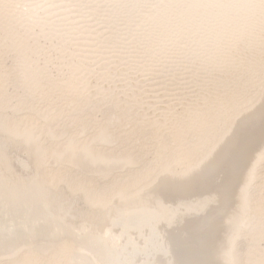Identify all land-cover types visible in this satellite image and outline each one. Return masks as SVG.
I'll list each match as a JSON object with an SVG mask.
<instances>
[{"label":"bare ground","instance_id":"obj_1","mask_svg":"<svg viewBox=\"0 0 264 264\" xmlns=\"http://www.w3.org/2000/svg\"><path fill=\"white\" fill-rule=\"evenodd\" d=\"M69 1L0 0V9L6 13L2 19L9 21L0 38L19 48L23 74L30 68L25 55L39 53L43 46L40 39L51 42L57 60L79 58L75 65L70 64L66 90L84 92L86 101L96 97V103L109 102L120 117L111 113L93 136L79 141V135L69 133V128H54L57 117L38 114L45 120L51 140L67 135L58 148L47 146L36 128L0 119V264H40L47 254H51L48 264H264V196L255 194L257 169L264 159V85L258 89L257 99L238 111L214 140L218 127L225 123V112L236 108V98L229 99L228 105H216L211 113L208 107L193 111L182 107L175 118L165 110L171 107L169 98L174 94L164 95L161 107L146 106L149 95L141 87L148 84L133 90L129 74L118 79L119 74L114 75L108 67L124 60L122 52L101 51L104 48L96 46L110 43L100 39L113 32L110 27L90 24L93 20L88 19L97 14V5L86 7L88 15L84 17L77 15V3ZM101 1L112 3L107 16L118 18L132 11L140 22L148 21L150 29L143 42L156 43L157 53L190 38L201 50L203 33L212 39L215 52L224 43L236 50L246 49L252 47L251 39L264 25V0H153L145 10L144 4L150 0ZM133 17L122 19L125 29L131 25L139 28ZM211 22L216 28L210 33ZM159 32L166 34L164 42L156 37ZM262 34L264 37V26ZM110 58L115 60L97 74L94 66ZM130 63L139 62L129 60L125 65L130 67ZM94 75L99 80L95 86L89 82ZM228 78L225 75L220 81L225 83ZM54 83L52 87L57 88ZM6 96L0 90V110L10 107ZM176 105L182 103L171 109ZM132 115L138 118L126 122ZM123 123L129 126L125 124L123 129L132 133L149 126L157 137L170 133L160 148L169 155L157 157L154 166L149 163L135 176H121L123 170L144 159V152L123 148L127 131L120 130L123 134L117 135L110 130L115 125L122 128ZM184 129L202 135L187 142ZM207 145L201 158L195 159ZM48 157L52 162H47ZM54 165L69 170L57 174L50 171ZM72 170L83 176L97 174L104 180L119 175L110 177L114 182L95 187L86 177H73ZM247 235L252 243L241 254L240 239Z\"/></svg>","mask_w":264,"mask_h":264},{"label":"rangeland","instance_id":"obj_2","mask_svg":"<svg viewBox=\"0 0 264 264\" xmlns=\"http://www.w3.org/2000/svg\"><path fill=\"white\" fill-rule=\"evenodd\" d=\"M150 2L153 3V0L145 3L144 7L151 5ZM105 3L106 1L102 2L101 0H71L68 2V4L78 5L80 12L77 15H81L84 17L88 15V13L86 12V7H95L97 5V14L94 15V17L88 19L93 20L90 24H93L96 28L100 29L104 26L110 27L113 29V34H105L100 39L101 41L108 40L107 42L110 43H102L103 45L99 43L96 46H102L104 49H102L101 51L119 50L120 52H122V54L120 55L124 58V60L121 63H113L112 61L115 60L114 58H112L113 60L111 58L107 60L104 59L103 61L99 62L98 65L94 66V69L97 70V74L102 73L105 71L103 70V68H105L106 64L112 62L110 65H108V67L110 66L109 68L112 69L114 75L119 74L118 79H125L124 77H126V75L128 74L129 77H132L131 83L133 85V90L136 89L137 85L138 87H141L142 85L148 84V86L141 87V89H144L148 93L147 95H149V97L147 96L145 99V102L147 104L146 106L158 105L157 107H161V101L164 98L163 96L174 94L169 98L172 99L171 107L166 108L165 110H169L168 116L175 118L178 117V115L184 110V108L182 107H185L186 111H193L194 109L208 107L207 112L211 113L215 110L213 109V107L215 108L216 105L220 103L228 105L227 103H230L229 99L236 98L239 101L237 103L238 107L236 106L235 109H229L225 112V123H222L218 127L217 133L214 135V140H216L218 138V135L227 128L232 119L237 116L240 111L244 110L247 105L257 99L259 95L258 89L262 88V86L264 85V37L262 34L264 25L259 27L256 35L251 39L253 42L252 47L246 49H242L239 47L238 50H236L234 46L231 47L229 46V44L226 45L224 43L220 46L221 49H218L215 52L211 47L212 39L209 35L203 33L202 37L200 36L199 38V40L203 42L201 50V47H199L200 45H195L197 43H195L193 39L190 38L181 40L178 43L176 42V44L174 43L173 45L168 46V48L166 47L167 49H163V51L157 53L156 49L158 47L156 46V43L150 45V43L143 42L145 34L150 29L148 21H145V23L140 22L139 19L136 18V13L132 11L131 13L123 12V15L121 16L122 18L107 16V10L112 9V3ZM104 5L106 6L100 7ZM147 8L149 7H145L144 10ZM83 12L84 14H81ZM5 14H3L0 9V36H3V31L1 30L4 29L5 26H7L6 23H9L6 18L2 19ZM128 15L132 17L134 16L133 19L136 21V23L142 26L141 28H143V31H139V29H141L140 26L139 28H135L132 25L128 27V29H125L126 27L125 25H123L124 22L122 19ZM135 21L133 22L134 24ZM210 26L212 27V29L209 31L211 33L216 28V23L211 22ZM255 28L256 26L254 27V29ZM252 33L253 32L248 34V36H250ZM162 34V32H159L157 33L156 37H160V40L164 42L166 34H163L164 36H162ZM105 37L108 39H106ZM7 42L5 39L1 40L0 38V90L5 91V94L7 95L6 97L9 100L8 106L10 107L4 110H0V119H9V121L13 122H23L24 124L31 126L29 127L30 129L32 128L35 131L39 130L41 138H43V141H45V144L47 146H49L50 148H58L65 142V138L67 135L59 138L57 141L51 140L46 134L45 120L41 119L38 114L46 112L53 118L57 117V119L59 120L56 119V122H53L54 128H69V133L76 134L77 136L79 135L77 138L80 139L79 141H83L93 136L94 133L100 128L99 126H102L106 123L108 119L107 116H110L111 113L112 116L114 114L116 117L119 116L120 112H118V109H115V107H113L109 102L96 103L98 100V98L96 97L86 101L84 97L87 96V94H85L84 92L78 90H70L69 88H67L66 90L65 86L70 82L71 78L69 70L70 64L75 65L74 63L79 62V58H74L72 61L70 58H67L65 62L57 60L56 58L58 54L53 52V48H51V42L40 39V44H42L43 46L40 49L39 53H37L36 55L31 53H28V56L25 55L24 61L29 64L28 68H30L27 74H23V65L20 64L21 60L18 59L19 48L15 45L13 46L11 42ZM52 43L56 44L57 41L52 40ZM111 43H113V45ZM105 46H108L110 48L106 49L107 47ZM69 47L72 51H74L76 48L71 45H69ZM111 47H113V49ZM195 48H197V50L199 49L200 51L195 50ZM194 50L197 52H195ZM191 51L194 53L195 57L193 56V53H191ZM198 53H200L201 55ZM78 54L83 55L79 52ZM110 54L112 55L114 53ZM205 55L208 57H206ZM196 57L199 59H197ZM129 60H137L139 63H135L136 65L134 63H130V67H128L129 65L125 64H127ZM121 71L123 74L121 73ZM225 75H228L229 78L225 83H223L220 80L222 78H225ZM96 78L97 76L94 75L90 77L89 80V82H91L94 86L99 82V80L97 81ZM53 83L55 85L57 84L58 87H52ZM105 84L106 83H104L103 85ZM61 85L64 87H62ZM151 89L152 91H154L155 89L157 92L153 93ZM151 96L153 97L151 98ZM203 96H205L207 99L203 100ZM199 99H201L202 101H199ZM179 101L183 106L176 105L174 109H171L174 104H179ZM111 102L114 105V101ZM16 106H21L22 110L21 108H19L20 110L16 111V109H14ZM133 107L136 108V104ZM137 109L139 110V114H143L144 117L147 116L145 115L147 112L142 113L141 108ZM133 117L138 118V116L132 115L126 118L128 119V121L126 122H132L130 118ZM138 121L137 123L139 124L137 125H141V121ZM125 124L127 127H129L128 123H123L124 127L122 126L121 128L118 126L117 128V125H115L116 128L115 126H113L110 130L114 133H117V135H122L123 132L127 131V135L124 134L125 145L123 144V148H125V150L130 149V151L132 150V152L135 151L141 154H143L144 152V162L142 161L136 166H130L126 168L121 172V176H135L137 175V171H143L145 170V168L147 169L149 167V163L154 166L153 162L155 163L157 161V157L163 158L169 155V153L168 155L166 154L168 150L165 151L160 148L161 144L168 140V136L170 133H167L165 131V133L163 132L161 134H158L157 137V134L153 135L155 131L151 126L145 127L146 129L141 128L137 132L132 133L130 129H123L125 128ZM24 127L26 126L24 125ZM120 130L123 132H121ZM184 131L186 132L184 139L187 142L195 140L197 139V137H200L202 135V132L199 131L196 132L186 129H184ZM209 145H207V147L204 148V150H202L195 159H200L202 153L206 151ZM159 154H161V156H158ZM47 159L48 163L52 162L53 160L49 157ZM51 169L50 171L52 172L57 171V174L58 172L61 173L69 170H67L64 165H54ZM70 173L73 174V177L77 175V179L86 177L87 179L91 180L92 185L95 187H101L107 182L112 183L114 182L113 180L116 178V176L119 175V173H115V175L113 174V176H109L107 180H104L101 179V177H99L97 174V177H95V175L91 176L92 174L83 176L80 175L79 172L73 170ZM257 174V179L255 181V194L258 197H261L264 196V187L262 186L264 185V159L259 163ZM110 177L114 179H111ZM262 201L264 203V199ZM261 221L264 223V214L261 217ZM242 238L243 239H240V242L242 243H240V247H238L241 254L242 252L244 253L247 247L252 243L251 235ZM50 258L51 254H47L41 260L40 264H48Z\"/></svg>","mask_w":264,"mask_h":264}]
</instances>
